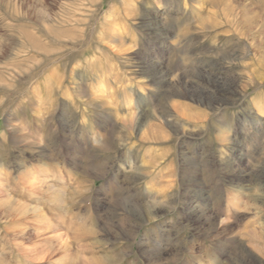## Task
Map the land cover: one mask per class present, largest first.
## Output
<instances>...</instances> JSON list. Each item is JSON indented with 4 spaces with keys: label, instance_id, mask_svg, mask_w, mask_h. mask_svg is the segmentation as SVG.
I'll list each match as a JSON object with an SVG mask.
<instances>
[{
    "label": "rangeland",
    "instance_id": "1",
    "mask_svg": "<svg viewBox=\"0 0 264 264\" xmlns=\"http://www.w3.org/2000/svg\"><path fill=\"white\" fill-rule=\"evenodd\" d=\"M0 264H264V0H0Z\"/></svg>",
    "mask_w": 264,
    "mask_h": 264
}]
</instances>
